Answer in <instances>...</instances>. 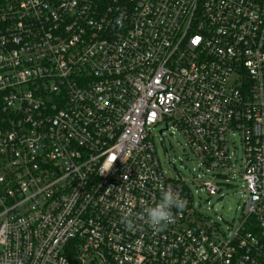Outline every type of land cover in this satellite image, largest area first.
Segmentation results:
<instances>
[{
	"label": "built area",
	"instance_id": "obj_1",
	"mask_svg": "<svg viewBox=\"0 0 264 264\" xmlns=\"http://www.w3.org/2000/svg\"><path fill=\"white\" fill-rule=\"evenodd\" d=\"M159 124L214 171L239 137L236 227L165 174ZM162 185L187 204L154 232ZM0 264H264V0H0Z\"/></svg>",
	"mask_w": 264,
	"mask_h": 264
},
{
	"label": "rangeland",
	"instance_id": "obj_2",
	"mask_svg": "<svg viewBox=\"0 0 264 264\" xmlns=\"http://www.w3.org/2000/svg\"><path fill=\"white\" fill-rule=\"evenodd\" d=\"M165 124L152 128L151 135L165 174L171 178H182L191 188L197 209L210 221L217 223L220 230L228 232L236 227L242 217V206L246 200L245 181L242 173V146L239 137L235 138V152L232 160L235 172L208 170L196 159L181 133L173 127L161 130ZM235 150V151H234ZM236 160V161H235ZM204 182L215 184L219 193L210 196L203 186Z\"/></svg>",
	"mask_w": 264,
	"mask_h": 264
},
{
	"label": "clouds",
	"instance_id": "obj_3",
	"mask_svg": "<svg viewBox=\"0 0 264 264\" xmlns=\"http://www.w3.org/2000/svg\"><path fill=\"white\" fill-rule=\"evenodd\" d=\"M117 24H122V18L118 17ZM186 200L180 194L174 191L171 186L165 188L163 185L160 188V200L154 206H147L141 212L135 214V219L146 224L152 231L159 232L168 227L169 224L175 223L177 212H182L186 208ZM121 222L126 227L135 228L133 214L124 212L121 216Z\"/></svg>",
	"mask_w": 264,
	"mask_h": 264
}]
</instances>
